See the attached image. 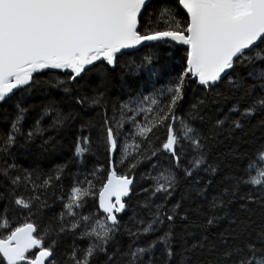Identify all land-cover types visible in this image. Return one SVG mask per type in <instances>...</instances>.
<instances>
[{
  "label": "snow or ice",
  "instance_id": "obj_1",
  "mask_svg": "<svg viewBox=\"0 0 264 264\" xmlns=\"http://www.w3.org/2000/svg\"><path fill=\"white\" fill-rule=\"evenodd\" d=\"M128 49L147 51L137 62ZM177 55L183 71L166 87L133 89L130 76H157ZM189 84L203 91L189 97ZM37 93L42 103L28 104ZM6 104L0 228L11 211L48 207L46 190L86 154L104 148L110 170L96 215L76 211L94 194L77 179L45 229L51 242L35 221L21 223L0 238V264H264V144L234 171L238 149L219 150L264 113V0H0ZM62 135L74 148L65 163L47 172L17 163ZM117 153L130 170L147 164L150 182L123 222L136 181L117 175Z\"/></svg>",
  "mask_w": 264,
  "mask_h": 264
},
{
  "label": "trees",
  "instance_id": "obj_2",
  "mask_svg": "<svg viewBox=\"0 0 264 264\" xmlns=\"http://www.w3.org/2000/svg\"><path fill=\"white\" fill-rule=\"evenodd\" d=\"M146 51L147 49H142L140 52H136L135 50L130 52L134 54L138 62L139 56L143 55ZM121 59L123 60L125 57H121ZM178 61L179 56L177 55L174 59H171L167 62L166 67L162 69L157 76H151L148 71H141L134 76H130L128 79L134 90L142 91L144 95H148L149 93H152L154 88L160 89L166 87L170 79L178 76L179 73L183 71L182 65ZM161 63H164V61H161ZM38 78L47 79V76ZM225 80H227V77ZM220 87L223 88L225 85L221 84ZM194 89H196L197 94L203 91L201 86L189 84L187 86L189 97L193 95ZM17 94L19 95V93ZM113 95H120L122 100L128 99L127 94L114 93ZM42 101L43 95L37 93L35 96L29 98L27 103L38 105L42 103ZM5 110L11 111V105H0V131H7L8 128V125L3 120L2 116V113ZM140 120H144L143 115L140 116ZM262 121H264V113H258L252 117L250 121L246 122L243 132L238 131L234 138L223 140V143L219 149L221 152L227 153L232 149H238V154L241 157L238 160H228V163L232 165L231 170H236L237 165L241 167L247 165L248 160L244 158V155L247 154L251 156L260 144H264V123H262ZM162 133L163 129L157 131L156 135H162ZM34 151L36 153L34 156H21L19 157L17 163H19L24 168H28L30 166H39L43 171L47 172L49 169H53L55 166L61 165L65 163V161H68L72 157L74 148L72 146L71 136L62 135V137L59 139V143L54 149L50 148L47 153L43 154H40L38 149H35ZM115 159V169L117 174L133 177L136 181V184L134 185V192L130 193L131 198L128 197L125 199V203L128 205V207L123 213L118 215V218L123 222L127 221L129 217L133 215L134 210H139L136 208L138 201H143L145 199L143 193L141 192V188H147L150 182L142 179L141 177L142 174L147 172L148 165L141 164L133 171L129 169V164L133 161L129 160L128 162L121 164L119 162V153L116 154ZM109 170V158L104 148L101 147L98 150H94L93 153L86 154L82 162H77L70 166L68 170L64 172L62 179L55 183L54 186L49 187L46 190L42 196V200L46 199L48 207L41 209L35 215L28 212L27 210L21 211L17 209L15 211H11L8 217L11 221V227L7 230L0 228V238L7 236L8 232H10L12 228L18 226L21 223L35 221L39 226V230L35 234L37 238L43 237L46 243H50L51 234L49 236H45V229L47 228L49 222L54 217L58 218L61 211L64 210L60 197L63 195L64 202H67V195L77 179L80 181H85L86 178L87 180H91L93 185L92 192L94 194L86 197L85 206L81 209H76V211L81 215H96L99 209V190L105 183ZM94 171L95 175H91V173ZM227 171H229V169L225 168L224 172ZM153 175H155V173H153ZM87 186V183L82 185V187ZM33 212H36V210L33 209ZM97 218L102 219L103 213L99 212ZM66 219L70 218L66 217ZM0 223H2V220H0ZM68 242L70 243L71 241L69 240ZM36 250L37 249L31 250L29 255L31 256Z\"/></svg>",
  "mask_w": 264,
  "mask_h": 264
},
{
  "label": "water",
  "instance_id": "obj_3",
  "mask_svg": "<svg viewBox=\"0 0 264 264\" xmlns=\"http://www.w3.org/2000/svg\"><path fill=\"white\" fill-rule=\"evenodd\" d=\"M130 50H132V49H128V50H125V51H130ZM107 181V180H106ZM125 198H127V197H125ZM124 198V199H125ZM114 199V198H113ZM98 205H99V196H98Z\"/></svg>",
  "mask_w": 264,
  "mask_h": 264
},
{
  "label": "rangeland",
  "instance_id": "obj_4",
  "mask_svg": "<svg viewBox=\"0 0 264 264\" xmlns=\"http://www.w3.org/2000/svg\"><path fill=\"white\" fill-rule=\"evenodd\" d=\"M130 52V51H129Z\"/></svg>",
  "mask_w": 264,
  "mask_h": 264
}]
</instances>
